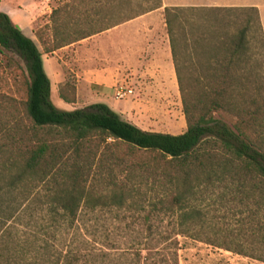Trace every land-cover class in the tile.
Segmentation results:
<instances>
[{
  "label": "trees",
  "instance_id": "obj_1",
  "mask_svg": "<svg viewBox=\"0 0 264 264\" xmlns=\"http://www.w3.org/2000/svg\"><path fill=\"white\" fill-rule=\"evenodd\" d=\"M68 1L53 10L52 46L37 35L43 52L0 12V48L25 62L29 80L22 108L0 102V264H179V237L264 263V82L251 67L249 17L259 22L258 9H165L187 125L173 135L105 104H53L43 54L162 7L116 18L117 0ZM197 10L246 18L218 63L195 72L178 50L198 41L184 15ZM114 223L123 242L111 238Z\"/></svg>",
  "mask_w": 264,
  "mask_h": 264
},
{
  "label": "rangeland",
  "instance_id": "obj_2",
  "mask_svg": "<svg viewBox=\"0 0 264 264\" xmlns=\"http://www.w3.org/2000/svg\"><path fill=\"white\" fill-rule=\"evenodd\" d=\"M4 1L11 10L12 21L15 25L19 19H16L15 15L22 14L26 32L41 52L44 48L37 35L52 46L51 16L53 10L66 5L68 0H0V6L4 4ZM158 1L117 0L115 17L123 18L134 12L146 11ZM251 1H257L260 18L258 22L257 16L252 12L249 13L252 20L250 38L254 53L251 67L256 64L262 67L259 79L264 82V49L262 47L264 0ZM18 8H21L23 12L18 13ZM149 13L154 14L150 19L151 27L164 30L168 35L165 12L156 9ZM184 15L193 20L194 26L191 34L198 41L187 50L181 47L178 55L181 63L195 72L201 66H212L218 63L224 55L225 43L242 29L246 18L242 12L229 10L187 11ZM108 55L105 54L100 43L93 40L89 43L77 42L53 53L43 54L44 67L51 80L53 104L60 110L69 111V109L58 107L63 104L58 97L59 90H62L69 97L76 99L75 107L70 110L89 108L101 98V90H103L113 98L115 104L121 107L120 112H124V116H121L123 120L148 132L173 135L184 133L187 125L177 79L175 78L172 85L161 84L151 75V71L142 68L140 63L136 68L126 69V62L123 57L119 56L116 47H111ZM85 62H89L92 66L89 71H99V74L104 73L106 77L114 80L111 89L107 90L89 84L79 86V79L85 77L87 73V70L83 68ZM103 63H109L111 68L102 69L101 64ZM28 81L25 62L16 53L0 48V102L12 103L14 100L15 104L22 108L27 97ZM119 88L130 89L133 93L119 100L116 98V91ZM79 90L80 98L78 99ZM237 220L238 218H232L226 222L234 226ZM118 225L114 223L111 227V238L123 242L122 232L117 230ZM178 240L180 242L179 264H264L189 238L179 237Z\"/></svg>",
  "mask_w": 264,
  "mask_h": 264
},
{
  "label": "crops",
  "instance_id": "obj_3",
  "mask_svg": "<svg viewBox=\"0 0 264 264\" xmlns=\"http://www.w3.org/2000/svg\"><path fill=\"white\" fill-rule=\"evenodd\" d=\"M161 3L162 7L159 10L163 12L166 8L258 9L257 1L253 2L251 0H161ZM17 10L19 11L18 13L23 12L21 8H18ZM0 12L9 15L11 19L13 17L11 15V10L8 8L5 1L4 4L0 6ZM153 15L154 14L151 13L142 15L80 42L89 43L92 40L98 41L107 56H109L108 52L111 51V47H116L119 56L123 57L126 62V69L136 68L138 63H140L142 68L151 71V75H153L159 83L172 85L177 77L173 63L170 40L164 30H157L156 28L151 27L150 19ZM15 18H19L16 26L27 37L32 39V37L26 32V26L23 22L24 17L22 14H19V16L18 14L15 15ZM83 68L87 70V73H85V77L79 79V86H86L89 84L107 90L111 89L110 87L113 85L114 80L106 77L104 73L99 74V71H89L92 68L89 62H85ZM101 68L110 69L111 66L109 63H103L101 64ZM87 74L89 76H87ZM101 91V98L93 104H105L120 116H124V112H120L121 107L113 102V98L107 95V92L103 90ZM79 98L80 90L78 93V99ZM60 101L63 103L62 105H58L60 108L72 111L70 108L75 107V105L66 104L61 99Z\"/></svg>",
  "mask_w": 264,
  "mask_h": 264
},
{
  "label": "built area",
  "instance_id": "obj_4",
  "mask_svg": "<svg viewBox=\"0 0 264 264\" xmlns=\"http://www.w3.org/2000/svg\"><path fill=\"white\" fill-rule=\"evenodd\" d=\"M133 93L132 90L130 89H125V88H119L116 91V98L119 100L125 99L127 98L129 95H131Z\"/></svg>",
  "mask_w": 264,
  "mask_h": 264
}]
</instances>
